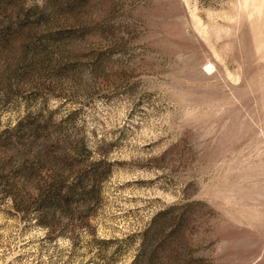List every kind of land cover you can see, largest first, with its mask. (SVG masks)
<instances>
[{
  "label": "rangeland",
  "instance_id": "374dc122",
  "mask_svg": "<svg viewBox=\"0 0 264 264\" xmlns=\"http://www.w3.org/2000/svg\"><path fill=\"white\" fill-rule=\"evenodd\" d=\"M0 264H264V0H0Z\"/></svg>",
  "mask_w": 264,
  "mask_h": 264
}]
</instances>
